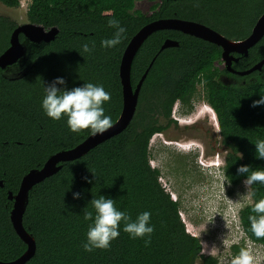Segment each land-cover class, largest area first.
Returning a JSON list of instances; mask_svg holds the SVG:
<instances>
[{
	"label": "trees",
	"instance_id": "obj_1",
	"mask_svg": "<svg viewBox=\"0 0 264 264\" xmlns=\"http://www.w3.org/2000/svg\"><path fill=\"white\" fill-rule=\"evenodd\" d=\"M135 1L29 0L27 21L45 28L56 26L58 32L50 42L40 43L29 42L20 33L19 39L26 46L24 55L0 68V260L15 259L26 249L11 225L12 200L7 192L17 191L29 169L41 167L50 155L75 146L90 134L87 128L70 131L63 116L53 120L45 115L40 106L42 84L56 76H63L67 87L83 82L102 84L111 94L103 104L105 114L114 122L122 107L120 58L129 39L144 24L165 17L192 19L239 40L250 33L264 12V0H149L148 13L136 9ZM0 2L19 6V0ZM112 17L126 32L118 45L101 47V39L114 32L107 24ZM16 25L0 14V54L9 46ZM166 38L178 44L159 50ZM84 42L90 47L94 43L91 52L83 51ZM220 55L218 45L179 30L161 29L147 36L131 63L132 87L152 63L129 124L80 157L62 162L56 173L28 191L22 223L34 238L35 252L24 264H196L198 260L217 264L213 256L203 254L200 239L187 231L179 215V201L160 183L159 169L150 165L149 141L174 121L170 115L175 101L186 110L191 108L200 84L227 148L223 173L230 186L245 178L246 174L237 173L239 165L248 164L250 171L264 168V159L255 152L257 140L264 139V104L252 105L264 95V64L259 71L234 75L244 82L227 84L219 79L226 70L214 65ZM262 58L264 34L233 67L245 70ZM252 188L256 189L253 200L264 197V185L256 182ZM73 191L81 197L73 199ZM99 195L114 199L116 207L132 219L149 211L154 226L150 242L146 245L142 237L130 238L121 224L120 235L109 248L85 251L81 243L90 221L84 220L83 214L94 211L91 199ZM250 215L255 213L249 203L238 210L242 231L264 247V237H256L250 230ZM237 249L234 245L233 250Z\"/></svg>",
	"mask_w": 264,
	"mask_h": 264
},
{
	"label": "rangeland",
	"instance_id": "obj_2",
	"mask_svg": "<svg viewBox=\"0 0 264 264\" xmlns=\"http://www.w3.org/2000/svg\"><path fill=\"white\" fill-rule=\"evenodd\" d=\"M28 2L19 1L17 7H8L0 2V14L18 24L25 23ZM149 6V0L135 1V8L144 13L150 11ZM202 94L203 89L199 84L192 98L191 111H187L178 101L174 103L170 117L175 123L150 138L149 163L159 169V181L171 198L179 201V215L187 231L200 239L204 255L213 256L217 264H230L240 248H248L254 257V264H264V247L245 236L237 219L238 210L248 204L243 180L234 187L227 183L222 185L224 178L221 172H214L215 163L220 162V158L224 159L227 148L220 147V158L216 155V161L215 144L210 142L214 136L208 133L206 121L196 126L184 125L194 120L193 115L197 111L206 114L210 121H215L214 112ZM199 144L204 146V154ZM234 245L238 247L236 252ZM196 264L202 262L198 260Z\"/></svg>",
	"mask_w": 264,
	"mask_h": 264
},
{
	"label": "clouds",
	"instance_id": "obj_3",
	"mask_svg": "<svg viewBox=\"0 0 264 264\" xmlns=\"http://www.w3.org/2000/svg\"><path fill=\"white\" fill-rule=\"evenodd\" d=\"M107 24L114 29V32L111 37L101 39L100 44L101 47L113 48L120 43L126 28L115 17L108 19ZM48 29H44V31H48ZM93 47L94 43L91 47L88 42L81 44L84 52H91ZM42 87L44 94L40 101L41 109L53 120L65 117L70 131L80 132L87 128L91 135H95L112 126V118L105 114L103 107V104L110 100L111 94L105 90L102 84L83 82L80 85L67 87L64 77L56 76L46 85L42 84ZM262 104H264V95H260L259 99L252 101L253 106ZM255 152L258 157L264 159V139L257 140ZM216 155L219 157V154H215V159L218 161ZM215 164L217 165L214 172L220 171L224 178L221 181L222 185L229 184L223 173L224 159L220 158V162ZM221 168L222 170H220ZM237 173L246 174L243 184L247 192V201L251 204L252 212L255 213V215L249 216L250 230L256 237H264V197L253 200L256 189L252 188L256 182L264 185V168L250 171V166L243 164L237 167ZM84 179L91 182L89 177H84ZM72 197L73 199L80 198L81 193L73 191ZM91 206L94 211L85 210L83 214L84 220L90 221L85 233V240L81 243L85 251L109 248L110 242L120 235L121 224L122 230L127 232L130 238L142 237L146 245L150 242L154 226L150 223L151 213L149 211H142L136 215L135 219H132L127 211L116 207L114 199L104 195L92 198ZM237 219L239 221L238 212ZM230 264H254L251 250L240 248L238 253L231 258Z\"/></svg>",
	"mask_w": 264,
	"mask_h": 264
},
{
	"label": "water",
	"instance_id": "obj_4",
	"mask_svg": "<svg viewBox=\"0 0 264 264\" xmlns=\"http://www.w3.org/2000/svg\"><path fill=\"white\" fill-rule=\"evenodd\" d=\"M44 29L46 30L48 28H45L41 24L28 21L22 24L17 23L16 27L10 34L9 46L0 54V68L4 69L7 66H10L24 55L26 46L24 42L19 39L20 33L29 42L40 43L50 42L55 38L58 32L56 26L49 27L48 31H44ZM161 29L179 30L183 33L218 45L222 49L221 57L225 60L226 67L230 69V61L237 59L232 56V53L235 52L241 55H246L249 47L253 46L263 36L264 12L259 15L250 33L245 38L239 40L230 39L200 21L180 17L158 18L149 21L140 27L127 42L120 58L119 78L122 93V107L119 116L112 123V126L102 133H97L95 135L89 134L81 142L71 148L56 151L45 160L41 167L31 168L21 177L18 189L15 193H12L11 191L7 192V197L12 200L9 219L15 233L26 244V249L15 259L9 261L0 260V264H24L35 252L34 238L26 231L22 223V215L27 204L28 191L32 186L56 173L62 162L80 157L97 144L120 133L129 124L136 109L141 84L152 63L151 60L138 82L132 87L130 82L132 60L147 36L152 32ZM177 44L178 42L176 40L166 38L160 45L159 50L169 46H176ZM263 64L264 58L245 70L234 71L239 75H246L254 70H261ZM223 82L227 83L225 81ZM1 185L2 183L0 181V186Z\"/></svg>",
	"mask_w": 264,
	"mask_h": 264
},
{
	"label": "flooded vegetation",
	"instance_id": "obj_5",
	"mask_svg": "<svg viewBox=\"0 0 264 264\" xmlns=\"http://www.w3.org/2000/svg\"><path fill=\"white\" fill-rule=\"evenodd\" d=\"M221 48V47H220ZM221 51H222V49H221ZM232 56H234V57H236L237 59L236 60H231L230 61V69H228L227 67H226V62H225V60L221 57V55H220V59L219 60H214V65L216 66V67H218V69H220V70H223V69H225L226 70V72L227 73H221L220 75H219V79L223 82V81H225V82H227V84H233V83H238V82H244V78H240V79H237V78H235V76L234 75H239V74H237L234 70H237V69H235L234 67H233V63H235V62H237L238 61V59H239V57L241 56V54H239V53H235V52H233L232 53ZM247 75V74H246ZM239 76H242V75H239ZM261 76V75H260ZM249 79H250V77H249ZM178 101V100H177ZM177 101H175V102H177ZM179 102V101H178ZM180 103V102H179ZM181 104V103H180ZM210 107V106H209ZM211 108V107H210ZM191 109H192V103H191V108L189 109V110H187V111H191ZM212 109V108H211ZM213 112H214V110H213ZM214 115L215 116H213V118H214V120L215 121H210V118H208V116L206 115V114H204L203 112H200V111H197V112H194V120H192V121H190V122H186L184 125L185 126H196V125H200V122L201 121H206V123L209 125V127H208V129H209V134H211V135H213L214 136V138L212 139L211 138V143H213V144H215V145H213V147H214V153L215 154H218V153H220L219 152V149H220V147H221V149L222 148H225V145L222 143V141H221V138H220V135H219V130L217 131V130H215V129H219V126H218V121H217V116H216V114H215V112H214ZM171 123H175V121H173V122H171ZM170 123V124H171ZM170 124H168L167 126H169ZM166 126V127H167ZM166 127H165V129H166ZM165 129H163L162 131H164ZM213 130V131H212ZM161 131V132H162ZM200 145V144H199ZM200 147H201V151H202V153L204 154V151H205V148H204V146H202V145H200ZM220 155V154H219ZM224 159H225V157H224Z\"/></svg>",
	"mask_w": 264,
	"mask_h": 264
},
{
	"label": "built area",
	"instance_id": "obj_6",
	"mask_svg": "<svg viewBox=\"0 0 264 264\" xmlns=\"http://www.w3.org/2000/svg\"><path fill=\"white\" fill-rule=\"evenodd\" d=\"M19 1H21V2L23 3V1H25V0H19ZM22 3H21V4H22Z\"/></svg>",
	"mask_w": 264,
	"mask_h": 264
}]
</instances>
